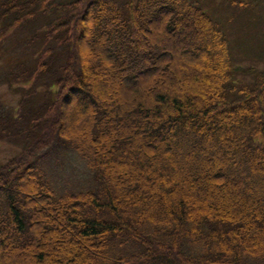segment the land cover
<instances>
[{
	"label": "trees",
	"instance_id": "trees-1",
	"mask_svg": "<svg viewBox=\"0 0 264 264\" xmlns=\"http://www.w3.org/2000/svg\"><path fill=\"white\" fill-rule=\"evenodd\" d=\"M149 10V23L162 20L164 39L188 14L207 30L214 62L207 88L185 96L177 89L204 75L208 59L198 52L186 68L173 66L163 87L144 90L171 67L164 45L154 35L145 40L140 19ZM239 26L264 29V0H0V85L19 94L15 104L0 97V139L21 140L20 152L0 162V252L11 244L47 264L46 239L67 230L78 253L66 264H264V68L241 59ZM84 37L91 48L117 45L113 58L105 48L95 53L135 84L120 108L93 104ZM64 103L89 115L85 136L60 123ZM166 131L169 141L185 134L205 147L217 135L213 165L223 159L235 188L252 181L256 189L228 202L230 185L220 186L226 171L208 174L207 160L191 165L196 144L184 146V177L179 143L159 150ZM50 159L55 168L44 178ZM188 183L206 204L178 198ZM49 214L58 217L45 224Z\"/></svg>",
	"mask_w": 264,
	"mask_h": 264
},
{
	"label": "rangeland",
	"instance_id": "rangeland-1",
	"mask_svg": "<svg viewBox=\"0 0 264 264\" xmlns=\"http://www.w3.org/2000/svg\"><path fill=\"white\" fill-rule=\"evenodd\" d=\"M216 6V12L217 16L220 18H228V9L224 6H218V3H215ZM97 6H95V9L97 10ZM94 9V10H95ZM96 13V12H95ZM94 14V12H93ZM152 11L149 10L145 17H142L140 19V24L142 25L143 29H145V40H149V38L154 35L155 37L152 38L153 42H158L164 45V52L167 54V59L170 61L171 67L167 70H161L159 75L157 77H153L152 80L148 81L145 85V91H155L159 87H163V81L164 78L167 77L171 73V70L174 67L179 68H186L185 65H188L189 63V56H194L198 52H201L205 55L204 58L208 59V63L206 64V69H201L202 72H204V75L199 77L197 81L192 82V84H189L188 81H181L180 84L177 85V89L180 90V93H182L184 96L187 94H193L194 91L197 88L203 87L204 89L207 88L209 85V80L206 77H209L211 73H213L212 64L214 62L211 60V57L213 55V52L210 51V47L212 46V42L210 40H207V30L204 28V26L195 18H192L190 14L184 16L183 22L179 25L178 29L174 32L175 34H171L168 39H164L161 30V25L163 24L162 20L157 21L155 23H149L148 18L151 16ZM96 15V14H95ZM165 15L164 17H166ZM192 31V35H185V32ZM250 31H241L240 26L238 28V34H239V43L238 50L241 59H244V63L248 64H256V67L261 69L264 68V29L257 33H250ZM82 41V44L89 47V50L84 49L83 51L85 54V57L82 56V67H84V75L90 76L92 81H87V79H84L89 87L90 93L94 95V102L93 104H99V103H110L114 108H120L123 106L121 103L123 101H129L130 99L129 94L131 93L132 89L135 88V84L127 85V80L125 79V75L122 73V69L115 68L111 63L105 62L104 57L102 54L95 53V50L99 48H105L107 53L110 54V58H113V56L116 54L117 45L110 46V42H106L103 45L97 46L95 48L90 47V43H87L84 37ZM91 40V39H90ZM179 40V41H178ZM178 41V42H177ZM128 45V44H127ZM176 45V49H173V46ZM262 48V49H261ZM128 50V46H127ZM129 52V50H128ZM107 54V55H108ZM79 56V55H78ZM125 67V66H124ZM205 74H207L205 76ZM97 80V81H96ZM100 83L103 85L104 88L100 89L98 84L95 83L94 86H91V84H94V82ZM92 82V83H91ZM91 83V84H90ZM200 86V87H199ZM182 90V91H181ZM103 91V92H101ZM102 93V94H101ZM100 94L102 97H100ZM19 94L15 92H11L8 90L7 86L0 85V97L3 100V103L8 104H15L17 101ZM77 96V95H76ZM82 95H80L81 97ZM147 99H151V95H146ZM201 99V97H199ZM86 101V100H85ZM84 101V102H85ZM151 101V100H150ZM203 102V100L201 99ZM132 107L135 106L134 102H130ZM205 104V103H204ZM63 105V111L64 113L59 116L60 123H66L71 122L73 124V130L81 136L86 135V123L89 118V115L81 114L77 112L76 110L74 113H71V111L68 112V104L64 103ZM206 108V107H204ZM166 113L159 116L158 118H155L157 124H161L163 121V118L165 117ZM71 116V117H70ZM130 124H125L124 129L129 131ZM220 126V122H219ZM72 132V130H70ZM119 130H115L114 133H112L111 137H114L118 134ZM146 135H148V130H146ZM168 132L166 131L162 136L164 139L162 144L159 146V150L163 151L166 146L169 144L177 143L178 141H169L167 139ZM227 136V135H226ZM21 142L20 139L16 140H8L7 142L3 139H0V162L5 163L9 158L15 156L18 154L21 150V144H18ZM180 147V150L178 148L175 149L174 154L176 157H180L181 161L179 164L180 167L185 171L186 174H184V177H190V171H186L187 165L184 162L183 158V152L185 151L184 146H192L194 144L197 145L196 153L194 154L195 161L192 162V166L200 163H202L204 160L208 161L209 165H205L208 170V174L215 173L217 171H226L224 173V177L226 181L220 182V186L223 188L224 186L230 185L229 188V198L228 202L232 200L233 193L238 195L240 198H245L249 195V191L256 189L254 187H251V182H246L243 184V186L239 187L238 189L235 188L231 184V179L233 175L236 174H230L229 171L226 169V163L222 159L219 161V163H215L216 165H213L214 162H216V153L218 148L221 146L220 141L218 139V136L215 135L214 140L211 145L205 147L203 146L197 139L188 137L187 135L183 134L181 140L178 142ZM92 146V145H91ZM226 159V156H224ZM214 161V162H213ZM48 166L43 168L44 175L42 177H47L50 174V170L55 168L54 162L52 159L48 160ZM226 169V170H225ZM189 170V169H188ZM237 173V172H235ZM251 175V174H250ZM249 175V176H250ZM251 177V176H250ZM250 183V184H249ZM189 184V183H188ZM192 184V183H191ZM191 184L186 185L181 188V191L178 193L179 196L184 193L187 196V201L189 203L190 207L199 206L200 204H206L208 202L207 195H204V197H200L198 194V191L196 190V187L191 186ZM256 185V184H255ZM222 191H219L215 196H213L214 200H219L221 197H223ZM211 201L209 203L214 204L215 201ZM146 204L148 202H145ZM58 217L57 214H49L48 218L45 222H53ZM70 232L67 230H64L62 232H59L58 234H54L51 236H48V238L45 241V250L49 257V262L47 264H61L62 262L66 264L67 260L71 259V256L78 253V249L76 250L70 242L69 234ZM64 247H63V246ZM21 253V252H20ZM18 252L13 250V247L11 244L6 245L4 250L0 252V262L2 264H37L33 258L32 254L30 252H25V255L20 256ZM76 264H80L79 262H76Z\"/></svg>",
	"mask_w": 264,
	"mask_h": 264
}]
</instances>
